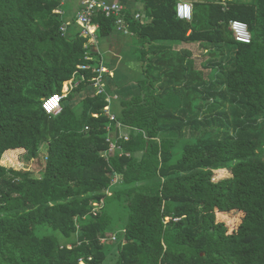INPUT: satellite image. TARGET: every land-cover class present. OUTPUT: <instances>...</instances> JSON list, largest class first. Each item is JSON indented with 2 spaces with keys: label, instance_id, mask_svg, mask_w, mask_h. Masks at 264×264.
Here are the masks:
<instances>
[{
  "label": "trees",
  "instance_id": "trees-1",
  "mask_svg": "<svg viewBox=\"0 0 264 264\" xmlns=\"http://www.w3.org/2000/svg\"><path fill=\"white\" fill-rule=\"evenodd\" d=\"M143 2L151 20L128 16L135 35L199 42L212 75L180 52L150 55L156 65L144 64L140 92L116 113L130 138L116 134L107 155L105 97L67 102L87 91L91 69L60 114L43 108L78 65L94 63L86 37L62 35V0H0V264H264V0H194L191 21L177 17L176 0ZM232 19L248 23L250 43L236 41ZM94 20L99 36L115 29L104 14ZM44 143L41 177L3 163L20 148L36 157ZM219 169L231 176L215 179ZM109 198L128 216L102 242L115 233Z\"/></svg>",
  "mask_w": 264,
  "mask_h": 264
},
{
  "label": "built area",
  "instance_id": "built-area-1",
  "mask_svg": "<svg viewBox=\"0 0 264 264\" xmlns=\"http://www.w3.org/2000/svg\"><path fill=\"white\" fill-rule=\"evenodd\" d=\"M55 12L62 14V9L58 7ZM104 14L106 17L113 19L115 29L123 34L132 35L134 32L130 29V22L128 16L133 20H141L140 12H136L133 15L129 13L128 8L119 1L109 0H83L81 7L77 13L74 21H65L60 27L62 35L68 34L69 27L72 24L77 25L79 28V35L87 38L85 48L87 50L86 60H93V56L90 55V50L96 45V37L99 24L95 22L94 18L98 14ZM194 13L193 0H176V15L179 19L191 21ZM229 29L233 33L236 41L241 43H250L252 41V34L249 29L248 23L240 19H232L229 22ZM91 69L94 75L89 79L91 86L94 88L96 94L103 95L107 102L104 113L109 117L111 124L107 127L109 133L107 141L109 143L108 154H114L118 148L114 140L115 135L128 140L130 138V132L132 127H129L122 122L118 121L116 114L112 111V102L118 95L112 94L107 89L106 73H109L107 67L103 64L98 66H91L89 63H82L78 65V69L73 74V77L66 81L63 85L61 92L55 93L47 98L43 99V108L47 114L58 115L63 110V101L82 81H87L88 78L85 75V71ZM97 115V114H94ZM112 122H116V129H112ZM117 177V176H116ZM115 177L114 182H117ZM108 194L110 191L106 190ZM103 198L92 202L93 213L97 214L103 206ZM116 240V235H112L111 238L103 237L102 242L108 240ZM91 259V258H89ZM85 259H80V264H85Z\"/></svg>",
  "mask_w": 264,
  "mask_h": 264
},
{
  "label": "rangeland",
  "instance_id": "rangeland-1",
  "mask_svg": "<svg viewBox=\"0 0 264 264\" xmlns=\"http://www.w3.org/2000/svg\"><path fill=\"white\" fill-rule=\"evenodd\" d=\"M75 1V0H72ZM140 3V2H139ZM137 4V3H136ZM139 7V6H138ZM77 33V30H74L72 36ZM118 38L122 39L124 41L123 47H122V52L124 54V60L121 62L120 65L117 66V74L114 78L115 82L117 85L122 86V85H127L131 84L132 86L136 83L138 86L139 90V84L137 83L138 79L144 78L145 77V72L143 70L142 62L140 61V56L144 54L145 60L144 62H149L148 67H153L155 66V62L152 60L153 58L150 57V55L153 57L157 54L154 53L152 49V45L149 44L148 42L142 41L137 35H121L117 34L115 35ZM109 39L101 38L100 43H99V48H100V53L101 56L104 58L106 64H111L113 65V57L111 54L106 52V48L108 47ZM145 49V50H144ZM120 51V50H119ZM157 53V52H156ZM171 56L178 57L179 54L176 52H171ZM131 57L134 58V61L130 66L127 64L128 61H131ZM129 65V66H128ZM131 70V71H130ZM134 70V71H133ZM204 77L205 78H210L209 70L204 71ZM137 90V89H136ZM139 91L134 92L139 93ZM86 93H91L89 91H85L82 93H77L75 97L71 101H67L68 103L72 105H76V108H79V101L86 95ZM117 108L114 110L115 112L119 111L120 103L116 104ZM47 143H44L39 151V154L36 157H32L31 155L28 154L26 150L23 148L20 149H15L12 152H8L7 155L4 157L5 159L3 160V163L7 164L8 167H13V168H19L21 170H27L31 172L35 177H41L44 172V167L46 164V155H47ZM226 176H231V172L227 169H219L215 170V179H221ZM118 181H120L121 177L117 176L116 177ZM108 209L110 213L112 214V223L110 226L111 231L115 232L112 235H116L117 232L121 233V228L125 225L127 216H128V211L125 209L121 204L118 202L114 201L113 198L108 199ZM38 234H46V233H52L51 229L40 226L38 227Z\"/></svg>",
  "mask_w": 264,
  "mask_h": 264
},
{
  "label": "crops",
  "instance_id": "crops-1",
  "mask_svg": "<svg viewBox=\"0 0 264 264\" xmlns=\"http://www.w3.org/2000/svg\"><path fill=\"white\" fill-rule=\"evenodd\" d=\"M82 1L83 0H75V1L62 0L60 8L62 9L61 15H63V18H65V21H67V20L68 21H74L75 20L77 13L81 7ZM109 1H119V2L123 3L128 8L129 13H131L132 15L136 12H140L141 18H142L141 20H143V21H150L151 20L150 15L147 13V11L144 8L143 0H109ZM193 2H194V0H193ZM130 19H131V17H130ZM70 29H71V33H73L74 30H77V32H79V28L75 24H72L69 27V30ZM69 30H68V33H69ZM117 34H121L124 36L128 35V34L127 35L123 34L116 29H114L110 34H108L106 36H99L97 34L96 45L93 46V48H92L93 51L90 50V55H92L94 57L93 58V61H94L93 65L98 66L100 64H103L109 70V73H106L107 89H109V92H111L112 94L118 95V97L115 100H113V102H112V111L115 114L117 112H115L114 109L117 108L116 104L119 103L121 101V99L129 98V97L133 96V91L137 92L140 90V88L138 90V86L136 83L133 86L131 84H127V85H122L119 87V85H117V83L114 80V78L117 74L116 68L124 60V54L122 52V50H123L122 47H123L124 41L122 39L118 38L117 36H115ZM133 35H135V33H133ZM105 37L107 39H109V42L111 41V43H109L108 47L105 50L107 53L112 55V57H113L112 59L114 62L113 65H111L109 63L106 64L104 58L101 56V53H100V48H99L100 39L105 38ZM152 49H153V51H155V54H157V56H159L160 54H163L164 52L166 54L167 53L169 54L171 52H175V53L180 52L182 55L183 54L186 55V62L189 60L190 63L192 64V66L195 67V70H203V71L209 70L210 77L212 75L211 70H213V69L210 67V65L208 63V59H209L208 49L203 48V46L200 45L199 42L163 41V42H159L157 44L152 45ZM184 50H188V52H186ZM131 58H132L131 61H128L127 64H129L130 66H133L131 64L133 63L134 58L133 57H131ZM168 58L169 57L165 55L163 60H167ZM211 59H212V57H211ZM141 60L142 59L140 58V61ZM145 63L146 62H144V60H143L142 66H144ZM166 64H168V63H166ZM144 69H145V66L143 67V70ZM206 79L208 80L209 78H206ZM139 80L140 79L137 80L138 84H139ZM66 81H68V80H66ZM86 89L89 92L95 93L94 88L91 85ZM136 94H138V93H135V95Z\"/></svg>",
  "mask_w": 264,
  "mask_h": 264
}]
</instances>
